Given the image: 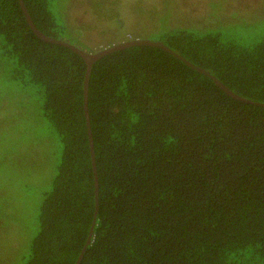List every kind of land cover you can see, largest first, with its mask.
I'll return each mask as SVG.
<instances>
[{
  "label": "trees",
  "instance_id": "trees-1",
  "mask_svg": "<svg viewBox=\"0 0 264 264\" xmlns=\"http://www.w3.org/2000/svg\"><path fill=\"white\" fill-rule=\"evenodd\" d=\"M22 2L86 51L148 38L175 53L96 59L89 133L85 59L0 0V264H264V0H206L177 26L176 0ZM154 19L167 30L137 29ZM99 23L114 30L101 47L87 37Z\"/></svg>",
  "mask_w": 264,
  "mask_h": 264
},
{
  "label": "rangeland",
  "instance_id": "rangeland-1",
  "mask_svg": "<svg viewBox=\"0 0 264 264\" xmlns=\"http://www.w3.org/2000/svg\"><path fill=\"white\" fill-rule=\"evenodd\" d=\"M136 1V0H134ZM160 1V0H159ZM178 2L177 4V9L176 12L172 15V19L171 21L175 23V25H182L185 24L186 21L189 20H198L200 19V17L204 16V12H205V4H206V0H176ZM261 0H236L232 2V5L237 6V7H247L248 5L250 6L248 9H254L257 8L259 3ZM133 2V1H132ZM144 3H146V0H144ZM160 3V2H159ZM160 6V8H162L164 5H162V3L158 4ZM165 7V6H164ZM75 10H79V8H75ZM92 15V13H87L86 16L83 17V20L89 22V21H94V18ZM70 18H73L71 15V11H70ZM159 25V26H158ZM103 24L99 23V26L97 27V29H93L92 31H90L88 33V38H93L96 42L94 43L95 46L97 47H101L104 46L105 42L108 38H111L110 34H106V33H110L112 31H114L113 29H109L104 31L102 29ZM160 28L163 30H167L165 26V23L161 20V21H157V19L154 21H152L151 23L149 22H145L142 23L140 22V24L137 26V29L139 31H147V32H151V30H155L156 28ZM155 28V29H154ZM157 28V29H158ZM156 29V30H157ZM159 29V30H160ZM117 32H120L117 30ZM106 34V35H104ZM124 36L127 39H131V37H129V34H124ZM97 44V45H96ZM7 108L10 107V105L6 106ZM7 112H9L8 109H6ZM31 116V113H29V111H27V113H25L24 117H29ZM9 123H11V120L7 121Z\"/></svg>",
  "mask_w": 264,
  "mask_h": 264
},
{
  "label": "water",
  "instance_id": "water-1",
  "mask_svg": "<svg viewBox=\"0 0 264 264\" xmlns=\"http://www.w3.org/2000/svg\"><path fill=\"white\" fill-rule=\"evenodd\" d=\"M20 5L22 7V10L24 12L25 18L27 20V22L29 23L31 29L33 30V32L40 37L41 39L48 41V42H52V43H57V44H62L65 45L69 48H71L72 50H74L75 52L79 53L86 61L87 63V72L85 75V80H84V108H85V116H86V120H87V124H88V128H89V123H88V109H87V86H88V78H89V71H90V67L91 64L98 59L99 57L103 56L104 54L117 50V49H121L127 46H133V45H151V46H157V47H161L169 52L175 53L173 50H171L169 47H167L166 45H164L163 42L161 41H155V40H151L148 38H137V39H131V40H127L124 42H118L115 44H112L111 46H107L105 48H102L98 51H94V52H90V51H86L84 49H81L78 46L72 45L64 40L61 39H56V38H52L49 37L47 35H45L43 32H41L39 29H37V27L34 25L33 21L31 20L22 0H20ZM180 58L184 59V57H182L181 55H178ZM186 64L190 65L193 68L198 69L201 72H205L204 69L197 67L196 65L192 64L191 62H189L188 60L184 59ZM215 82L217 84H219L221 86V88L229 95L233 96L234 98L237 99H242L245 100L244 98H242L241 96L237 95L236 93H234L231 89H229L227 86H225L223 83H221L219 80L215 79ZM89 133H90V128H89ZM91 140V137H90ZM91 159H92V165H93V170L95 171V164H94V154H93V149H92V140H91ZM95 182H97L96 179V175H95ZM97 198H98V188H97V184L95 185V200H96V204H97ZM92 232V230H90V233ZM89 241V238H88ZM87 241V242H88Z\"/></svg>",
  "mask_w": 264,
  "mask_h": 264
},
{
  "label": "clouds",
  "instance_id": "clouds-1",
  "mask_svg": "<svg viewBox=\"0 0 264 264\" xmlns=\"http://www.w3.org/2000/svg\"><path fill=\"white\" fill-rule=\"evenodd\" d=\"M137 39V38H136ZM124 42V41H123ZM111 46V45H110ZM107 47V46H106ZM105 48V47H104Z\"/></svg>",
  "mask_w": 264,
  "mask_h": 264
},
{
  "label": "bare ground",
  "instance_id": "bare-ground-1",
  "mask_svg": "<svg viewBox=\"0 0 264 264\" xmlns=\"http://www.w3.org/2000/svg\"><path fill=\"white\" fill-rule=\"evenodd\" d=\"M97 45V44H96ZM92 46V45H91ZM95 48V47H94ZM97 51V50H96Z\"/></svg>",
  "mask_w": 264,
  "mask_h": 264
}]
</instances>
